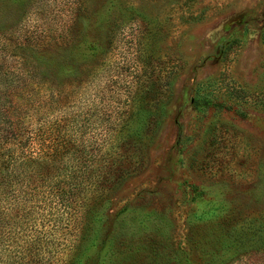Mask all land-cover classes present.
Masks as SVG:
<instances>
[{
  "label": "rangeland",
  "instance_id": "obj_1",
  "mask_svg": "<svg viewBox=\"0 0 264 264\" xmlns=\"http://www.w3.org/2000/svg\"><path fill=\"white\" fill-rule=\"evenodd\" d=\"M32 25L42 36L35 49L63 50L68 71L60 87L67 106L53 108L56 91L39 88L36 123L41 113L88 121L77 129L88 141L109 131L143 133L141 164L109 190L108 215L147 202L169 219L128 234L113 230L127 244L112 264H264V0H0L1 39ZM205 79L221 111L200 116L192 96ZM185 135L190 141L179 144ZM190 185L226 198L233 215L190 227V211L203 202ZM46 202L22 178L7 194L0 185V238L17 212L32 218ZM76 215L65 249L43 264H63L74 235L75 244L85 243L83 215ZM24 235L11 237L8 257L0 246V264L22 262L16 247L35 240Z\"/></svg>",
  "mask_w": 264,
  "mask_h": 264
},
{
  "label": "trees",
  "instance_id": "obj_2",
  "mask_svg": "<svg viewBox=\"0 0 264 264\" xmlns=\"http://www.w3.org/2000/svg\"><path fill=\"white\" fill-rule=\"evenodd\" d=\"M31 28L4 39L1 36L5 33L0 34V66H4L0 69V94H3L0 96V185L7 194L22 178L25 184L32 183L40 194L45 193L47 202L45 206H38L32 218L27 212H17L18 221L6 222L8 231H5L6 236L1 234L0 246L7 247L5 257H8L11 237L20 242L24 234L34 233L33 243L16 247L23 260L14 264H43L46 259L56 261L59 248L65 249L74 232L76 214L82 213L85 243L81 247V243L75 244L74 235L68 248L67 256L70 257L63 264H112L116 251L127 244L117 232L112 233L113 230L128 234L139 228H156L169 219L164 207L156 209L147 202L127 204L111 217L108 215L109 190L119 185L129 170L141 164L143 152L139 144H146L141 141L143 133L138 128L126 133L118 131L116 135L104 132L96 138L102 140L96 143V140H86L83 131L77 130L81 129L79 124L85 127L88 121L76 122L74 117L62 114L56 122L48 116L43 118L45 113H41L36 123L37 99H44V95L37 92L39 88L42 94L51 89L56 91L53 108L61 110L67 106L64 103L66 93L60 87L65 85L68 71L63 50L52 54L35 49L42 36L35 32L33 25ZM9 60L13 62L9 64ZM207 81L198 84L192 96L193 108L200 116L209 109L216 113L221 111V104H217L205 88ZM17 87H21V94L15 96V102L12 94L17 92ZM153 116L147 114L146 121L158 125L159 121ZM190 139V136H182L179 144ZM190 187L194 198L203 200L200 208L190 211L187 218L190 227L210 226L222 216L233 215L234 207L227 206L226 198L219 194L204 196V190ZM11 227L13 231L9 232ZM113 237L117 240H112Z\"/></svg>",
  "mask_w": 264,
  "mask_h": 264
}]
</instances>
